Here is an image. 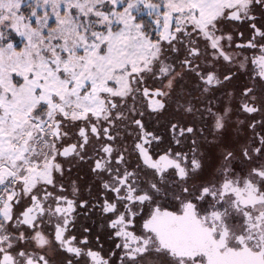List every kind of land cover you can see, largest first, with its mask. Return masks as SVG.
<instances>
[{
    "label": "snow or ice",
    "instance_id": "snow-or-ice-1",
    "mask_svg": "<svg viewBox=\"0 0 264 264\" xmlns=\"http://www.w3.org/2000/svg\"><path fill=\"white\" fill-rule=\"evenodd\" d=\"M0 264H264V0H0Z\"/></svg>",
    "mask_w": 264,
    "mask_h": 264
}]
</instances>
